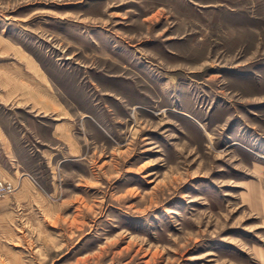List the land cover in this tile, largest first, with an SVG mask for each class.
Returning a JSON list of instances; mask_svg holds the SVG:
<instances>
[{
  "label": "rangeland",
  "instance_id": "1",
  "mask_svg": "<svg viewBox=\"0 0 264 264\" xmlns=\"http://www.w3.org/2000/svg\"><path fill=\"white\" fill-rule=\"evenodd\" d=\"M1 126L0 264H264V0H0Z\"/></svg>",
  "mask_w": 264,
  "mask_h": 264
},
{
  "label": "crops",
  "instance_id": "2",
  "mask_svg": "<svg viewBox=\"0 0 264 264\" xmlns=\"http://www.w3.org/2000/svg\"><path fill=\"white\" fill-rule=\"evenodd\" d=\"M28 67L31 69V72L35 75H37L38 77H42V80H43V83H42V86L40 87L39 85L38 86H34V88L36 87L37 89V93L39 92L40 93V97L42 98V101H47L49 99V87L48 86H45V80L47 79V77H44V75L41 74V71H40V67L39 65H37L36 63V67H33L31 68L28 64ZM30 77L32 79H34V77L36 78V76L34 75H30ZM36 81V80H35ZM32 82V81H31ZM30 83H25L27 86H31L32 84ZM35 83V82H34ZM33 88V89H34ZM0 131L3 133V134H6L5 132V129L3 128V126L0 127ZM262 175H263V178H264V169L262 170Z\"/></svg>",
  "mask_w": 264,
  "mask_h": 264
},
{
  "label": "built area",
  "instance_id": "3",
  "mask_svg": "<svg viewBox=\"0 0 264 264\" xmlns=\"http://www.w3.org/2000/svg\"><path fill=\"white\" fill-rule=\"evenodd\" d=\"M5 188H10V185L5 184L4 182L0 181V191L5 189Z\"/></svg>",
  "mask_w": 264,
  "mask_h": 264
}]
</instances>
